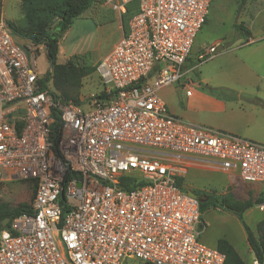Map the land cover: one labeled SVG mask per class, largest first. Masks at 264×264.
<instances>
[{
    "label": "built area",
    "instance_id": "obj_1",
    "mask_svg": "<svg viewBox=\"0 0 264 264\" xmlns=\"http://www.w3.org/2000/svg\"><path fill=\"white\" fill-rule=\"evenodd\" d=\"M103 1L138 11L96 66L109 99L89 108L42 87L44 46L18 44L0 11V181L37 182L31 213L0 232V264H224L176 178L210 163L264 185V145L174 116L158 95L182 78L212 0Z\"/></svg>",
    "mask_w": 264,
    "mask_h": 264
},
{
    "label": "rangeland",
    "instance_id": "obj_2",
    "mask_svg": "<svg viewBox=\"0 0 264 264\" xmlns=\"http://www.w3.org/2000/svg\"><path fill=\"white\" fill-rule=\"evenodd\" d=\"M259 2L260 0H249L238 10L239 0H212L207 22L196 36L188 60L182 68V78L178 83L158 92L171 114L184 119L182 112L188 96L187 89L182 85L192 83V89L212 93L226 103L224 111L209 112L196 107L189 112L200 125L239 137H245L244 134L264 136V106L256 100L261 99L264 103V66L258 67L250 63V69L259 75L257 78L253 73L246 74L247 70L233 65V61L237 63L233 53L244 43L234 34L233 26L239 23H243L246 29L253 26L252 21L261 5ZM0 5L1 14L6 21L17 23L23 17L20 0H0ZM122 18V15L109 9L103 0H94L90 8L74 20L60 39L58 63H65L78 56L83 63L97 66L99 58L107 54L117 41ZM256 21L264 22L263 6H260ZM15 41L20 45L28 43L18 37H15ZM217 43L224 49L214 55L206 54L210 45L213 47ZM45 59V55L38 56L37 67L41 77L48 78L47 87L50 92L56 95L51 79L52 69ZM177 91H181L182 102L179 101ZM237 91H241L242 95H238ZM101 92L103 85L96 72H93L82 80L77 97L84 108H89L91 101ZM180 177L184 178V189L197 196L208 194L222 197L230 193L241 201L264 196V185H248L237 176L225 174L210 163L190 165ZM32 196L33 191L28 182L0 181V206L15 209L20 205H30ZM263 218L264 215L256 209V205L248 209L242 219L228 211L210 209L203 215L200 239L212 247L218 240L225 239L233 245L245 263L250 264L254 256L247 246L243 224L255 233L257 223ZM128 263L140 264L133 261Z\"/></svg>",
    "mask_w": 264,
    "mask_h": 264
},
{
    "label": "trees",
    "instance_id": "obj_3",
    "mask_svg": "<svg viewBox=\"0 0 264 264\" xmlns=\"http://www.w3.org/2000/svg\"><path fill=\"white\" fill-rule=\"evenodd\" d=\"M93 1L94 0H20L23 17H21V20L17 23L7 21L14 37L21 38L34 46H44L46 59L52 69L51 79L53 87L57 92L56 97L64 103L71 101L74 104L82 105L83 103H81L77 97L81 88V82L84 78L96 71V66L83 63L78 56H74L72 59L62 64H59L57 61L60 39L71 27L74 20L81 17L86 10L90 8ZM247 1L248 0H239L238 10H241ZM137 11V1H133L126 6V12L122 15L123 33L127 32L128 21ZM233 28L236 35L244 39L251 37V33L243 26V23L235 24ZM187 60L188 58L186 61ZM47 81V77L41 81L42 87H45ZM96 98L101 101H106L109 99V95L101 92ZM54 116L55 123L53 130L55 135L53 150L59 155L58 141L61 121L58 115ZM125 180L127 181L128 179ZM25 182L30 183L34 196L37 182L35 180ZM183 182L184 178H176L177 186L183 191H187L184 189ZM198 200L202 223L200 228H202L203 215L210 209L228 211L236 215L239 219H242L243 214L248 209L264 203V196H260L255 200L241 201L230 193L222 197L205 194L203 196H198ZM22 213L30 214V205H20L15 209H7L0 206V232L4 229H9L11 220ZM6 219H8L9 222L3 227L2 224ZM243 227L246 235V243L251 253L257 261L263 263L264 218L257 223L255 233L245 224H243ZM215 246L225 256L224 264H246L229 241L220 239L216 242Z\"/></svg>",
    "mask_w": 264,
    "mask_h": 264
},
{
    "label": "crops",
    "instance_id": "obj_4",
    "mask_svg": "<svg viewBox=\"0 0 264 264\" xmlns=\"http://www.w3.org/2000/svg\"><path fill=\"white\" fill-rule=\"evenodd\" d=\"M248 2H249V0L247 1V3ZM259 5L264 7V0H260ZM260 6L258 7L259 10H260ZM238 7H239V5H238ZM259 10H258V12H259ZM258 12H257L254 20L252 21L253 26L247 27V30L251 33V37L244 39L241 36L236 35L234 28H233L234 34L239 38V40L244 41V43H241L239 45V47L237 48V50L233 53V55L235 56V60H237V63L235 61H233V65H236L237 67H241L242 70H244V71L247 70L246 74L249 72H250V74L253 73L257 78H259V75L256 74L255 71H252L250 69V63L251 64L253 63L254 65H256L258 67L264 66V22L256 21V17L258 15ZM206 22H205V24H206ZM119 30H120V35H119L117 41L113 44V46L116 45V43L120 40V38L123 35L122 26H120V25H119ZM59 45H60V43H59ZM219 45H220V43H217V44L213 45V47L217 48ZM113 46H112V49H113ZM211 46H212V44L210 45V47ZM107 54L100 57L99 61L102 58H104ZM198 57H200V56L198 55ZM191 84L192 83H189V84L184 83L182 86H184L186 89L191 90L192 89ZM179 85L181 86V83H179ZM219 87L225 88V86H219ZM171 88L174 89V87H171ZM177 93H178L179 101L182 102L183 98L181 96V91H177ZM236 93L238 95H242L241 91H237ZM256 100L260 101L263 105V101H261V99L256 98ZM196 107H198L201 110L209 111V112L224 111L226 109L225 108L226 103L212 93H207L204 91L192 89L190 96H188V101L185 104L184 112H182V117L187 122H190V123L195 124V125H200L198 120L196 118H192L191 115L189 114V112L193 111ZM226 133L233 134L230 132H226ZM233 135H235V134H233ZM244 135L246 138L245 137H241V138L264 145V136H248L246 134H244ZM201 242L203 243L202 240H201ZM215 245H216V243H215ZM215 245L213 247H216ZM251 256H252V254H251ZM253 258L254 257L251 258V261Z\"/></svg>",
    "mask_w": 264,
    "mask_h": 264
},
{
    "label": "water",
    "instance_id": "obj_5",
    "mask_svg": "<svg viewBox=\"0 0 264 264\" xmlns=\"http://www.w3.org/2000/svg\"><path fill=\"white\" fill-rule=\"evenodd\" d=\"M254 36H255V35H254ZM223 49H224V47L221 46V45H219V46H218L217 48H215V50L212 52V55H214V54H216V53H218V52H221ZM188 195H190V196H192V197H195V198H196V197L198 198V196H197L196 194L192 193V192H188ZM8 222H9V220L6 219V220L3 222L2 226L5 227V226L7 225Z\"/></svg>",
    "mask_w": 264,
    "mask_h": 264
}]
</instances>
